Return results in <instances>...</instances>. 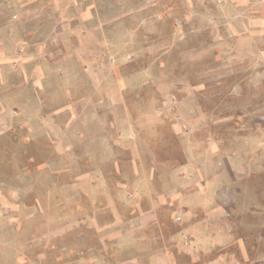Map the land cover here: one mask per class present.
Returning <instances> with one entry per match:
<instances>
[{
  "label": "rangeland",
  "instance_id": "obj_1",
  "mask_svg": "<svg viewBox=\"0 0 264 264\" xmlns=\"http://www.w3.org/2000/svg\"><path fill=\"white\" fill-rule=\"evenodd\" d=\"M0 264H264V0H0Z\"/></svg>",
  "mask_w": 264,
  "mask_h": 264
}]
</instances>
